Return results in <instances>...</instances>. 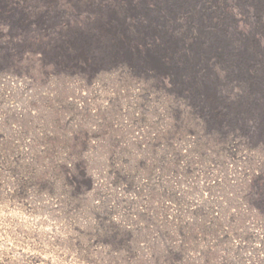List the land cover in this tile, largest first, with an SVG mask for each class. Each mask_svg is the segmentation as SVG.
I'll return each instance as SVG.
<instances>
[{
  "label": "rangeland",
  "instance_id": "rangeland-1",
  "mask_svg": "<svg viewBox=\"0 0 264 264\" xmlns=\"http://www.w3.org/2000/svg\"><path fill=\"white\" fill-rule=\"evenodd\" d=\"M36 1L0 0V264H264V0Z\"/></svg>",
  "mask_w": 264,
  "mask_h": 264
},
{
  "label": "bare ground",
  "instance_id": "bare-ground-1",
  "mask_svg": "<svg viewBox=\"0 0 264 264\" xmlns=\"http://www.w3.org/2000/svg\"><path fill=\"white\" fill-rule=\"evenodd\" d=\"M80 3L84 2L85 0H78ZM89 1V0H88ZM33 5H36L38 7H40V5H37V1L36 0H32ZM32 5V6H33ZM109 5L112 9H114L115 11H117L118 13H122V9L124 8L123 5L118 1V0H111L109 1ZM122 8V9H121ZM86 160V159H85ZM101 170V169H100ZM92 171V170H91ZM97 171V170H96Z\"/></svg>",
  "mask_w": 264,
  "mask_h": 264
}]
</instances>
